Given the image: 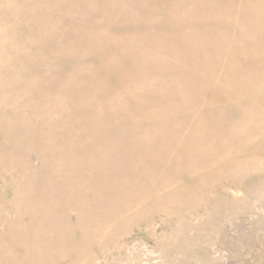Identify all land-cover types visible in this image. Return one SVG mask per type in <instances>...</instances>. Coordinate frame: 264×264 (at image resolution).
Returning <instances> with one entry per match:
<instances>
[{
    "label": "rangeland",
    "instance_id": "obj_1",
    "mask_svg": "<svg viewBox=\"0 0 264 264\" xmlns=\"http://www.w3.org/2000/svg\"><path fill=\"white\" fill-rule=\"evenodd\" d=\"M0 264H264V0H0Z\"/></svg>",
    "mask_w": 264,
    "mask_h": 264
}]
</instances>
